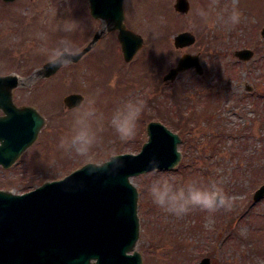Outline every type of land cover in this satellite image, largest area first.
Masks as SVG:
<instances>
[{"label": "rangeland", "instance_id": "obj_1", "mask_svg": "<svg viewBox=\"0 0 264 264\" xmlns=\"http://www.w3.org/2000/svg\"><path fill=\"white\" fill-rule=\"evenodd\" d=\"M174 2L124 0L126 25L143 38L131 60L123 59L112 29L79 61L13 90L16 103L36 106L45 122L16 162L0 166V188L27 191L82 165V158L59 145L91 98L97 160L111 149L137 152L147 138L148 118L181 136L175 167L131 177L139 191L134 248L142 264H196L204 255L216 259L212 264H264V195L253 199L264 182V0H188L183 13ZM233 8L240 13L235 24L228 20ZM100 26L87 0H0V74L24 77L49 59L59 41L70 40L78 50ZM181 30L193 32L194 42L176 46L173 36ZM242 47L254 49L253 55L237 57L234 51ZM184 52L199 53L202 73L191 67L174 80L163 79ZM70 92L84 98L68 108L63 97ZM130 101L144 106L134 139L124 143L110 121ZM157 178L177 187L220 181L233 206L177 217L153 203L148 188Z\"/></svg>", "mask_w": 264, "mask_h": 264}, {"label": "water", "instance_id": "obj_2", "mask_svg": "<svg viewBox=\"0 0 264 264\" xmlns=\"http://www.w3.org/2000/svg\"><path fill=\"white\" fill-rule=\"evenodd\" d=\"M87 1L90 14L101 20V26L77 50L80 55L73 62L112 29L117 30L124 59H132L143 38L127 27L124 0ZM174 7L183 13L188 10L189 2L175 0ZM261 32L264 34V28ZM194 40L195 34L189 30L178 31L173 36L174 44L179 47ZM234 53L248 59L253 49L243 47ZM192 66L202 73L199 53L184 52L163 74V79L174 80L179 72ZM59 68L49 67L48 59L24 77L14 72L0 74V109L5 114L0 116L3 167L11 166L34 142L45 122L34 105L15 103L13 89L48 77ZM83 98L80 92H70L63 97V104L71 108ZM146 133L147 138L137 152H119L125 166L115 174L98 170L89 175L83 163L61 178L44 180L21 193L0 188V264H142V255L134 248L140 228L139 191L130 178L149 171L151 159L159 162V169H171L182 156L177 147L181 136L160 120H149ZM263 195L264 182L255 188L253 199ZM211 262V257L204 255L196 264Z\"/></svg>", "mask_w": 264, "mask_h": 264}, {"label": "clouds", "instance_id": "obj_3", "mask_svg": "<svg viewBox=\"0 0 264 264\" xmlns=\"http://www.w3.org/2000/svg\"><path fill=\"white\" fill-rule=\"evenodd\" d=\"M239 18L240 13L233 8L228 20L235 24L239 22ZM107 27L106 24L105 28ZM79 55L70 40H61L49 52V67L58 68L71 64ZM86 103L88 107L77 114L71 134L61 138L59 146L82 158L89 175L98 170L115 174L125 166L124 161L115 149H111L102 159L97 160L94 149L99 145L100 138L97 129L92 126L95 116L94 100L90 98ZM143 106V101H130L113 113L110 124L121 142L127 143L134 139L136 123ZM4 115L3 111H0V116ZM2 143L0 141V144ZM158 164L155 159L148 161L154 176L159 173ZM148 191L155 205L177 217L187 215L195 209L208 213L219 210L230 211L234 202V198L224 191L220 181H210L206 185L189 182L177 187L167 178H157L149 186Z\"/></svg>", "mask_w": 264, "mask_h": 264}, {"label": "trees", "instance_id": "obj_4", "mask_svg": "<svg viewBox=\"0 0 264 264\" xmlns=\"http://www.w3.org/2000/svg\"><path fill=\"white\" fill-rule=\"evenodd\" d=\"M182 117V115L179 113V117L178 118H181ZM150 118H148V120H149ZM179 124H181V123H179ZM179 124H177V126H178V128L181 130L182 129V126L181 125H179ZM212 260H213V263H216V259L213 257L212 258Z\"/></svg>", "mask_w": 264, "mask_h": 264}, {"label": "flooded vegetation", "instance_id": "obj_5", "mask_svg": "<svg viewBox=\"0 0 264 264\" xmlns=\"http://www.w3.org/2000/svg\"><path fill=\"white\" fill-rule=\"evenodd\" d=\"M117 31V30H116ZM117 34V33H116ZM23 104V103H22ZM0 111H2L1 109H0ZM1 166V165H0ZM2 167V166H1Z\"/></svg>", "mask_w": 264, "mask_h": 264}]
</instances>
